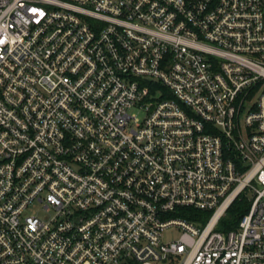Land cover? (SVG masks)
<instances>
[{"label": "built area", "instance_id": "1", "mask_svg": "<svg viewBox=\"0 0 264 264\" xmlns=\"http://www.w3.org/2000/svg\"><path fill=\"white\" fill-rule=\"evenodd\" d=\"M0 264H264V0H0Z\"/></svg>", "mask_w": 264, "mask_h": 264}, {"label": "trees", "instance_id": "2", "mask_svg": "<svg viewBox=\"0 0 264 264\" xmlns=\"http://www.w3.org/2000/svg\"><path fill=\"white\" fill-rule=\"evenodd\" d=\"M247 207L248 205H246L245 201L241 199H236L233 203H231L230 207L226 212L225 219L221 220V228H231L236 222V217L242 212L246 211ZM178 214L188 219H195V216L198 215V211L192 208H183L182 212H179Z\"/></svg>", "mask_w": 264, "mask_h": 264}, {"label": "rangeland", "instance_id": "3", "mask_svg": "<svg viewBox=\"0 0 264 264\" xmlns=\"http://www.w3.org/2000/svg\"><path fill=\"white\" fill-rule=\"evenodd\" d=\"M249 196H250V194H249ZM24 212H26V213H33V214H36V215H38L40 217H43L45 215V212L42 211L39 208V203L38 202L37 203H33L32 205L28 206L25 209ZM222 219H225V216L221 217L220 222H219V225L217 227L218 229H220L221 226H222V222H221ZM202 224L203 223H200V226H202ZM178 233L179 232L176 229L173 230V229H170V228H166V229L163 230L162 236H163V238L165 240H171V239L176 238V236L178 235Z\"/></svg>", "mask_w": 264, "mask_h": 264}]
</instances>
